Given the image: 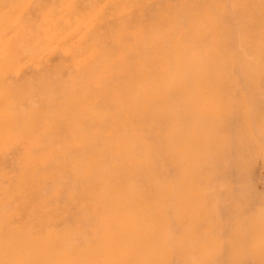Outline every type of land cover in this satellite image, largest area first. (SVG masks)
<instances>
[{"label":"rangeland","instance_id":"1","mask_svg":"<svg viewBox=\"0 0 264 264\" xmlns=\"http://www.w3.org/2000/svg\"><path fill=\"white\" fill-rule=\"evenodd\" d=\"M8 1L45 98L1 108L0 264H264V0Z\"/></svg>","mask_w":264,"mask_h":264},{"label":"bare ground","instance_id":"2","mask_svg":"<svg viewBox=\"0 0 264 264\" xmlns=\"http://www.w3.org/2000/svg\"><path fill=\"white\" fill-rule=\"evenodd\" d=\"M8 0H0V2H4L6 4ZM110 1V0H109ZM9 2V1H8ZM11 2V0H10ZM10 4V3H9ZM101 4V3H100ZM76 5V4H75ZM111 6V4H109ZM4 4L1 5L0 4V15L3 12L4 9ZM69 7V6H68ZM107 7V6H106ZM105 7V8H106ZM104 8V9H105ZM110 8V7H109ZM33 9V8H32ZM72 9V8H71ZM103 9V10H104ZM31 8L26 6H15L12 8V10H10L11 12H6L5 13V19H1L0 18V163L2 164H7L8 165V160L12 154V150H15V152L17 150H19L21 147V145H17V144H13V142L11 141L10 137H7V134L12 131L14 128L18 127L21 131H23V133L26 132H30L31 129V124L29 122H31V117L29 119V115L27 114V107H25L19 114L15 115L14 117H6L4 116V112L1 110L2 107H10V108H18V107H23L26 104H28L30 101L32 102L33 100L38 101V99H44L45 96H42L40 93H34V90L32 89L31 85L29 83L26 84H18L15 85L13 84V81H20L23 80L25 75L28 74L27 73V69L29 68V65H26L25 67L21 68V63H22V56L23 54L20 53L23 50H19V48L16 47V45H21L22 47H29L32 45H37L38 43L41 42V39H37V35L36 38L35 36L33 37L32 35H28L25 30H22L20 28V20H17L16 22L12 23L13 19L16 17V14L19 13L20 11L23 12V14H28L30 12ZM96 10V9H95ZM70 11V10H69ZM99 11V10H98ZM105 11V10H104ZM99 14V13H98ZM100 15V14H99ZM40 17V16H39ZM54 18V17H53ZM97 18V17H96ZM121 18V17H120ZM61 20V19H60ZM25 21V20H24ZM53 20L51 18H49L48 22H52ZM120 22V21H119ZM24 26V25H23ZM108 27V26H107ZM72 29V28H71ZM70 29V30H71ZM120 29V28H118ZM18 31V32H17ZM123 31V30H122ZM16 34V36H14ZM39 35V34H38ZM51 36V35H50ZM59 37V36H58ZM46 38V37H45ZM48 38V37H47ZM46 38V39H47ZM68 38V37H67ZM19 39V40H18ZM45 39V40H46ZM19 43H18V41ZM50 40V39H49ZM52 41V39L50 40ZM59 41V40H58ZM44 42V41H43ZM47 42V41H46ZM107 45V44H106ZM118 46H120L119 44H117ZM55 47V46H54ZM154 47H158L156 44L154 45ZM116 48V47H115ZM43 50V49H42ZM97 52V51H96ZM159 52H161V50H159ZM22 54V55H21ZM28 56V55H27ZM24 59V58H23ZM38 59V58H37ZM52 60V59H51ZM38 61V60H37ZM162 60L158 59L157 57L154 58V65L149 69V71H145L144 73L146 74V76L149 77H154L155 74H158L161 72L165 73L167 70V60H166V65L165 63L161 62ZM36 63V62H35ZM161 64V65H160ZM35 66V65H34ZM42 66V65H41ZM163 66H165L164 68H162ZM43 67V66H42ZM47 67V66H46ZM39 68V66H38ZM44 69V67H43ZM191 69V68H190ZM192 70V69H191ZM41 71V70H40ZM43 72V71H42ZM144 73L140 74L143 75ZM151 74H153L152 76H150ZM29 75V74H28ZM45 75V74H44ZM47 75V74H46ZM121 75L123 77H128V75L126 74V71H123L121 73ZM52 77V76H51ZM50 77V78H51ZM138 78L135 77L134 75H132L130 78ZM48 78V77H47ZM32 79V78H30ZM25 80V79H24ZM23 80V82H24ZM42 80V79H41ZM50 80V79H49ZM137 80V79H135ZM47 81V80H46ZM54 81V78H53ZM21 82V81H20ZM26 82V81H25ZM29 82V81H28ZM44 82V81H43ZM50 82V81H49ZM18 83V82H16ZM51 83V82H50ZM55 83V82H54ZM39 84H37L38 86ZM41 85V84H40ZM48 85V84H47ZM53 85V84H52ZM59 85V84H58ZM55 86V85H54ZM37 88V87H36ZM39 88V87H38ZM60 87H58L59 89ZM33 92H32V90ZM158 90L160 89V87L158 86H153L152 90ZM34 93V94H33ZM47 93V92H46ZM39 102V101H38ZM36 106V105H35ZM33 107V105H32ZM31 107V108H32ZM49 107V105H48ZM52 109V108H51ZM27 119V120H24ZM167 119V118H166ZM24 120V122H23ZM169 120V119H168ZM205 122V121H204ZM62 126V125H61ZM34 127V126H33ZM39 131V130H38ZM61 135V134H60ZM59 136V135H57ZM62 136V135H61ZM60 137V136H59ZM61 138V137H60ZM13 139V138H12ZM26 144V145H25ZM25 146L28 145V142L24 143ZM6 150V152L4 151L2 153V149ZM25 148V147H24ZM29 148V145H28ZM17 153V152H16ZM13 156V154H12ZM11 159V158H10ZM154 159V158H153ZM14 161V160H13ZM12 161V163H13ZM26 159H24V163L26 164ZM10 162V161H9ZM11 163V162H10ZM118 164H120V162L116 161L114 163H112L111 165H109L106 168L109 169H115L118 166ZM2 167V166H1ZM122 169H125L126 171L132 173H139L142 172L140 171L141 168H134L131 167L129 163H127V165H122L121 166ZM47 168H50L47 167ZM5 169H1L0 168V172H3ZM105 169L100 168L96 165V168H92L88 170L87 174H93L96 175L99 174L100 172H103ZM5 174V172L3 173ZM98 176V175H97ZM126 179V178H125ZM113 180L112 177L108 176V180L104 183L101 182L99 179V176L95 178V181H92L90 184V186H92L93 188H97L100 189L101 191L104 190L107 192V196L110 197L108 201L104 200L103 196L100 195L99 197H96L98 200V203L100 205V207L102 206V208H107L108 210L111 209L113 206L117 208V211L119 213H121V207L124 205L123 200L125 199L124 196H119L116 195L114 198H112V196L110 195V193H108L109 191L107 190V187L110 183V181ZM36 183V181H35ZM49 183V182H48ZM33 197V196H32ZM111 207V208H110ZM110 223V221H108V224ZM107 224V223H106ZM120 226V225H119ZM120 233L121 235H125L126 234V230L123 227L120 226ZM123 228V229H122Z\"/></svg>","mask_w":264,"mask_h":264}]
</instances>
